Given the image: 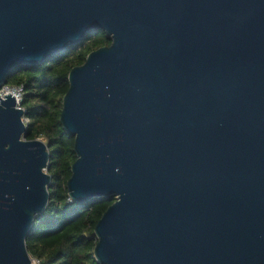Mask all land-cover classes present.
<instances>
[{"label":"water","instance_id":"1","mask_svg":"<svg viewBox=\"0 0 264 264\" xmlns=\"http://www.w3.org/2000/svg\"><path fill=\"white\" fill-rule=\"evenodd\" d=\"M69 75L72 203L115 198L98 264H264V0H0V89L90 32ZM0 99V264H33L50 154Z\"/></svg>","mask_w":264,"mask_h":264},{"label":"trees","instance_id":"2","mask_svg":"<svg viewBox=\"0 0 264 264\" xmlns=\"http://www.w3.org/2000/svg\"><path fill=\"white\" fill-rule=\"evenodd\" d=\"M111 45L105 32L93 31L81 45L47 63L18 67L6 79L5 86L23 88L26 139L44 141L50 154V202L36 218L27 239L28 254L39 264H98L94 252L98 239L94 231L116 199H96L89 204L72 203L69 199L67 187L77 154L75 138L64 131L61 116L70 88V72L84 66L93 52Z\"/></svg>","mask_w":264,"mask_h":264},{"label":"built area","instance_id":"3","mask_svg":"<svg viewBox=\"0 0 264 264\" xmlns=\"http://www.w3.org/2000/svg\"><path fill=\"white\" fill-rule=\"evenodd\" d=\"M9 92H14L16 94V96L18 97V103H17V109H22V101H23V88L22 87H18V88H11V87H7V86H3L0 89V99L1 98H5V96L7 95V93ZM24 111V110H23ZM25 121V119H24ZM33 264H39L38 261L33 260Z\"/></svg>","mask_w":264,"mask_h":264},{"label":"bare ground","instance_id":"4","mask_svg":"<svg viewBox=\"0 0 264 264\" xmlns=\"http://www.w3.org/2000/svg\"><path fill=\"white\" fill-rule=\"evenodd\" d=\"M8 95H11V97H15V99H16V103H18V97L16 96V94L14 93V92H9V93H7V95L6 96H8ZM2 100H6L7 98H1Z\"/></svg>","mask_w":264,"mask_h":264},{"label":"rangeland","instance_id":"5","mask_svg":"<svg viewBox=\"0 0 264 264\" xmlns=\"http://www.w3.org/2000/svg\"><path fill=\"white\" fill-rule=\"evenodd\" d=\"M2 88V87H1Z\"/></svg>","mask_w":264,"mask_h":264}]
</instances>
